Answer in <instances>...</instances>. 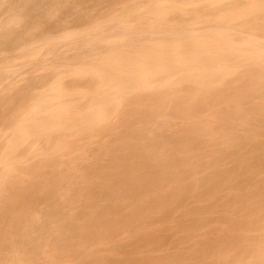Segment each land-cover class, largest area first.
I'll list each match as a JSON object with an SVG mask.
<instances>
[{
	"label": "bare ground",
	"instance_id": "6f19581e",
	"mask_svg": "<svg viewBox=\"0 0 264 264\" xmlns=\"http://www.w3.org/2000/svg\"><path fill=\"white\" fill-rule=\"evenodd\" d=\"M6 1L9 0H0V12L8 3ZM12 1L10 0V2ZM117 1L118 3H116ZM133 1L94 0L92 3L95 6L99 4L100 7L101 4L105 5L104 9L106 4L103 3L115 2L117 6L120 5L119 10L116 4L115 8L114 5L113 8L112 5L109 6L110 9L117 10L112 11L113 13L110 10L111 14L107 12L109 14L106 18L108 22L105 21L106 24L103 22L105 25L100 27L102 28L100 32L105 34L108 31L110 33L111 31H113L112 33L123 31L128 34L130 39L132 38L131 43L139 45L141 50L138 46L136 48L138 51H136L134 46L126 43L125 46L132 47V53L128 51V54L124 50H129L130 47L123 50L118 49L120 47L119 38L112 40L109 36L111 40L109 41L107 36L108 39L105 38L106 40L99 44L102 46L107 40L108 43L113 41L112 49L110 50L109 46L110 48L105 51L106 47L104 46V51H100V53H104V57L100 55L102 58L98 57L99 59L93 53L95 62H97L95 65L93 63L90 65V62L94 60L89 59L90 62L83 61L85 66L81 67L82 69L77 67L78 70H82L77 74L73 73L75 77L79 75L76 77L78 80L79 78L84 79L82 81L85 82L88 75L91 77L88 78L90 81L85 82L90 83V89H85V92H89L84 94L85 97L89 101L96 98L100 102L99 110L94 107L96 112L91 113L92 115L88 113L89 120L84 116L87 119L84 120L85 123L83 115L87 116V114L82 112L87 108H84L82 103L79 104L81 100L79 102L73 98L77 92L73 91L75 95L72 91L69 93L68 89L70 88H68L67 93H63L66 89L62 90L64 87L60 88L59 86L57 89H61L62 92L54 89L51 91H56V94L61 92L64 95L56 96L49 90L51 87L47 83L50 84V81H46V77L42 74L39 75L40 77H36V81L42 75L45 78L38 79V81L42 80V84L39 81L40 85H45L43 83L45 81L47 82L45 86L48 85L49 88L44 86L46 89L43 92L39 93V91L38 96L35 94L34 97L37 99L29 98L36 90H40L37 89L38 86L41 87L38 82H34L35 78L31 79L33 86L26 83L28 86L24 91L28 87H32L33 90L35 85L37 87L33 93H31L33 91L31 88V92L28 89L29 97L26 95L27 93L25 95L19 93L17 95L20 96H16L17 92L14 94V91L15 96L11 95L12 99L9 95L12 93L9 91L11 89L8 88L6 90L9 91L8 96L10 97L5 99L2 96L5 92L0 89L2 92L0 93L2 96L0 97V172L4 170L0 174V264H73L70 262L71 260H75L76 264H140L142 261L141 264H264V105L255 101V99L264 100V49L254 48L256 51H253L251 48L255 47V43H261L260 40L264 37V32H261L264 31V23H257L258 20H264V4H261L262 1L264 3V0H256V3L251 0L254 4L248 0L254 6H251L247 0H237L236 4L244 2L243 4L239 3V9L241 6H246V10L245 8H243L244 11L242 8L240 9L242 12L240 10L234 12L235 8L238 9L234 0L230 4H226L225 7L220 4L216 9L211 8L209 4L205 6L204 2V6L198 5L201 9L208 10L204 19L208 26H213V28L211 27L212 31L214 28L217 29L219 22L221 23L219 25L224 23L222 26H227V29L228 26L231 28V24L235 22L231 32H226L227 30L224 32V35L230 34V36L227 35L229 38L223 36V31H219V33L210 36L213 38L205 35L203 39L207 37L206 42H202L201 37L199 40L197 38L199 35L188 33L197 25V29L201 28L202 31H207V28H210V26L203 27L207 26L204 25V20L198 21L203 17L200 15L201 13L199 14L200 17L202 16L201 18L193 13L198 11L199 7H194L191 12L190 8V10L186 7L183 8L182 0H179L180 3L182 2V7L174 5L176 3L172 4L170 1L168 2L169 6H162V8L159 6L161 4L159 2H163V0H138L134 2L137 4L140 2V5L141 2L142 4L147 2V8L134 12L133 9L140 10L141 6L139 5L137 8V4L134 6ZM187 1L190 4L202 2V0ZM257 1H260V4ZM10 2L9 8L6 7L7 10H4L6 12L2 13L3 15L0 17V51L1 48H7L5 49L7 52H9L8 49L17 48L16 50L21 51L19 52L21 53L20 57L16 54L17 58L25 59L15 63L19 59L14 62V58L9 57L10 61L14 62L9 63V58L3 57L7 60L8 65L3 61V64H0V80H7L6 82L17 76L19 71L21 73L24 66L26 70L27 65H33L32 62L35 60H41H37L38 57L34 51L38 48L37 44L43 43L48 52H52V54L55 52L54 55L57 52L60 54L62 50L59 51L60 48H57V45H67L74 41L77 43V40L85 39V37L92 39L93 35H97V30L92 28L96 25L90 26L89 23L95 18H100L99 21L105 19L106 14L102 17L100 14L104 12L96 11L100 14L95 18L92 14V18L90 17L92 20L88 17L90 11L89 14H86L88 16L85 21L87 22L89 19L88 25L90 29L92 28L93 34L90 29L84 30L85 22L81 21L84 16L79 14L83 10V4L78 8V3L75 4L71 0H14L12 3ZM71 2L74 7L78 6L75 8L76 12L73 11V6V9L69 7ZM132 2L133 5H131ZM175 2L177 1L175 0ZM180 3L177 2L179 5ZM232 3L234 9L233 5L231 6ZM164 5L166 4L164 3ZM208 5L211 9L208 8ZM229 5L233 11L228 8L231 13L223 12ZM248 5L251 8L247 7ZM98 7L97 5V9L101 10ZM90 8L87 7V10H84L88 11ZM117 11L119 14H116ZM132 11L140 13L133 16L139 23L138 25L136 22L130 21L131 18L133 20V17L129 18L133 15ZM83 12L85 15V11ZM189 12L197 16H194L196 19L198 18L194 22H199V24L192 22L195 19L193 17V19L190 18L191 21H182L187 24L191 22L190 26L180 25L179 15H181L180 17L186 16ZM60 13H65L66 16L70 13L75 15L70 14L65 17L63 14L59 16V20L57 14ZM153 13L155 16L150 15ZM203 13L205 14V12ZM223 13H226L225 16ZM76 14L82 18L79 19ZM170 15L176 16L175 18L172 16L174 19L178 17L179 20H176L179 23L175 24L176 21L170 18ZM52 16H56L55 20L57 19L58 23L67 18L65 19L67 21H62L63 25L67 23L66 28L64 27V31L60 30V35H57V37H62L60 40L55 39L56 33L52 34V31L49 33L50 29L47 31L44 29V24L51 25L49 18ZM70 16L72 18H69ZM156 16L158 19L155 18ZM113 17L114 19H112ZM150 17L157 19V22L154 19L156 23H151ZM240 18L243 19L244 24L248 21L247 18L249 21L253 19L248 27H244V24L242 26L240 23L242 22L239 20ZM48 19L49 22H47ZM69 19L83 25V27L79 25L84 30H82V34L81 31L78 33L79 31L75 28L76 34L66 33L61 36V33L66 32L65 29L69 28L68 23L71 24ZM109 19L112 20L109 21ZM170 19L175 21L174 24L169 23L172 21ZM143 20L146 23L145 26L142 25V27L127 33L126 28L133 27L128 23L141 26ZM99 21H97V27L101 26L102 21ZM147 21L153 24H150L152 28H156V36H153L155 30L149 28V23L148 27ZM209 22L211 24H208ZM213 22L218 23L212 24ZM255 22L262 29H260L261 31ZM93 24L91 22V25ZM192 24L196 26L192 27ZM54 25L52 27L55 29ZM255 25L257 28L251 31L259 32H255L249 40L256 35L257 38L252 41L255 42L256 39L259 41L252 45L253 42L243 39L250 37L253 33L250 34L249 29L246 28H250V26L253 28ZM60 26L58 25L59 29H61ZM85 26L87 27V23ZM234 26L239 27L235 32L240 31V28L245 29L239 33L244 30L249 32L250 35L246 36L242 33L245 37L239 33L238 36L245 43L249 42V46L244 42L245 46H243L245 50H248V47L251 48L252 52L246 51L247 53H245L243 49L239 51L236 48L240 43L238 42L239 37H236L237 33L232 34ZM225 27L219 26L218 29H226ZM203 28L207 30H203ZM195 29L192 31L196 32L197 29ZM141 31L145 34L141 33L140 35H146L147 39L143 38L142 40V37L139 36ZM47 33L52 35V38ZM260 33L261 38L258 36ZM99 34L98 37L100 36L99 39L102 40L103 37L101 38V34ZM53 36L55 37L53 38ZM201 36L203 37V35ZM232 36L234 39L230 41ZM155 37H159L157 41ZM223 37L229 40L225 41ZM99 39L96 40L99 42ZM179 39L181 40L179 41ZM146 40H149L148 43ZM222 40L224 43L221 42ZM262 40L264 41L263 38ZM83 41L81 40V51H83ZM154 41L156 42L154 43ZM235 41L238 42V45ZM92 42V40L88 41L91 44ZM96 42L93 44L98 45ZM117 42L118 48L116 47ZM263 43L260 47L264 48ZM87 44L85 42V45ZM143 44L148 46L150 44L151 47L146 45L145 47ZM259 45L261 44L256 46ZM122 46L120 48H123ZM241 46L242 43L239 48ZM16 50L9 53L13 54ZM109 50L110 52H108ZM112 50L115 51L113 53L115 56L108 55L113 52ZM117 50L119 54H124L116 57ZM98 51L97 54H99ZM105 52H108L107 55L110 56L107 59ZM3 53H5L4 50L1 54ZM83 53H80V58L86 56ZM86 54L88 55V53ZM8 55L6 53L7 57ZM66 55L63 59L67 61L64 63H68V66L65 65L67 67L72 65L75 68L76 65H73V61L74 64L79 63V61H75L80 60L79 55H76L77 59L74 54L73 56ZM90 56L87 57L90 58ZM46 59L41 60L43 61L42 68L50 65L49 60ZM83 59L81 58V60ZM46 61L49 62L48 65H46ZM236 64L243 65V72L241 71L240 75L238 72L242 68L235 69ZM37 65L39 64L37 63ZM80 65H83L82 61ZM66 66L62 68H66ZM41 67L39 65L38 69ZM46 69H51L53 72L52 68L47 67ZM115 70L123 72L118 74ZM234 70L238 71H236L237 79L225 82L226 76L234 73ZM63 73L61 72V76ZM45 75L47 74L45 73ZM56 75L59 76V74ZM80 75H85V78ZM14 80L15 86L17 80ZM74 81L76 80H73L72 86L75 85ZM24 82L22 81V83ZM2 83L4 84V81ZM76 84H79V81ZM62 85L63 83H61ZM81 92H84V89ZM94 96L96 97L94 98ZM85 97L84 100H86ZM28 99H31L30 104L27 103ZM77 101L80 106L76 105ZM94 102L95 106H98L99 102ZM114 108V112L117 109L121 110L120 115L118 114L119 116L114 119L118 121L113 120V115V118L111 117ZM55 118L58 119L57 122ZM86 121L88 122L86 123ZM8 124L11 130L10 133L8 132L9 136L6 137L9 130L5 126ZM116 129H122L123 133L119 130L121 133L115 135L114 130ZM76 130L80 133L81 139L84 136L85 141L87 140L86 144L91 141L96 143L92 147L96 145L97 147L92 148L88 145L87 148L85 145L87 148L85 150V147L83 149L84 145L82 146L85 141L81 143L79 139L78 146L75 143L71 144L72 146L76 145L74 152V150L72 151L74 148L70 149L71 146L69 148L64 146L65 140L61 145H63V149L65 147V150H70L63 153V150H60L62 149V147L60 148L61 140L64 137L65 139L71 137V133ZM74 138L76 137L74 136ZM95 140L97 141L95 142ZM35 146L36 148L40 146L42 150L33 149ZM88 149L89 151H87ZM76 151L79 153L75 155ZM73 153L74 155L69 159L68 155ZM28 154L38 157H34L35 160L30 158L32 156L28 157L33 162L25 161L24 157L21 160L22 155ZM5 166L10 167H6L8 172H6ZM1 177L5 178L1 180ZM3 180L6 181L3 182ZM176 213L180 216L179 220L175 218ZM121 236L128 238L127 240L131 239L133 242L130 243ZM122 238L125 239L124 243H130L133 247L130 244V246L128 244L126 246L122 242L124 240H120ZM143 250H147V252L150 250L154 257L150 254L152 258H147L149 253L145 255L147 252ZM155 253L159 254L155 255ZM143 255L146 258L141 257ZM136 258L137 260H135ZM231 258H234L235 261L233 259V262H230Z\"/></svg>",
	"mask_w": 264,
	"mask_h": 264
},
{
	"label": "rangeland",
	"instance_id": "374dc122",
	"mask_svg": "<svg viewBox=\"0 0 264 264\" xmlns=\"http://www.w3.org/2000/svg\"><path fill=\"white\" fill-rule=\"evenodd\" d=\"M11 1H12V0H11ZM13 1H14V0H13ZM13 1H12V2H13ZM71 1H72L73 3L75 2V4L78 3L77 5H79V7H78L77 5H75V7H74V4H73L72 2L69 3V4L71 5V6H69V7L72 8V6H73L74 9H73V8H72V9H73V11L75 10V12H76V9H75L76 7L80 8V6H82V4H83L84 7H85V6H86V3L88 2V3H87V6H86L85 8L82 6V9H83V10H81L82 12L79 13L82 17L84 16V17H83L84 19H83L82 17H78L79 14H76V17H78L79 19L82 18L81 21H82L83 23H84V22L87 23V27H89V25H88V21H89V19H88L87 22H86L85 20L87 19V16H88V15H86V14H89V11H90V16H88L89 18H90V17L92 18V16H91L92 14H93V17H94V18H95V16L98 17L100 13H99V12H96V11L104 12V13L100 14V16H102V17H104V14H105V13L107 14V16H106V14H105V19H101V20H100V21H102V22H101V26H99V27H97V25H98V24H97V23H98L97 21H99L100 18H99V19H98V18H97V19L95 18L97 21H96L95 19L92 20V19L90 18V20H92V21H91L92 24H93V23H94V24L91 25V22H90L89 24H90V26H94V25H96V26H94V27H92V28H93V30L95 29V31L97 30L96 33H98V34H99V33L101 34L100 29H102V28H100V27H102L103 25L106 24L105 21L108 22V20L106 19V18L108 17V15L111 14L112 11H116V10H117V9L112 10L113 5H114V8H115V4L118 3V1H117L116 3H115V2H114V3H110V2H109V3H103V4H106V7H109V6L112 5V8L110 9V7H109V8H108L109 10H108L106 7H105V9H104V6H105V5L103 6V5L101 4V7H100L99 4H96V6H95V4H92V3H94V0H93V2H92V0H88V1H87V0H82V2H80V0H79V2H78V0H77V2H76V0H75V1H74V0H71ZM83 1H84V2H83ZM86 1H87V2H86ZM119 1H120V0H119ZM134 1H138V0H134ZM134 1H133V2H134ZM139 1H140V0H139ZM141 1H143V0H141ZM166 1H167V0H166ZM166 1L164 2V0H163V2H164L166 5H164L163 2H159V3L163 4V5L159 4V6H161V8H162V6H163V7H165V6H167V5L169 6L170 3H168V2L171 1L172 4L176 3V4H174V5H178L179 7L183 4V6H184L183 8H185V7L188 8V9L190 8V9L192 10L191 12H193L194 7H195V8H198V7H199L198 5H201L200 7H202V6H204V3H205V6H207V4H209L211 8L214 7V8L216 9V8H218V5L220 6V4H221L222 6L225 7L226 4H230L231 1H233V0H202V2L199 1L198 3L192 1V2H193L192 4L188 3L187 0H185V1L182 0L185 4H190V5H188V6H186V5H185L184 3H182V2H181V3H182V4H181L179 0H176V1H177L178 3H180V5L177 4V2H175V0H173V2H172V0H168L167 2H166ZM190 1H191V0H189V2H190ZM236 1H237V0H234L233 2L235 3ZM242 1H246V0H242ZM247 1H248V0H247ZM249 1H251V0H249ZM249 1H248V2H249ZM7 2H8V3H7ZM9 2H10V0H9V1H6L7 4H6L5 7L3 8V10L1 9L2 11L0 12V13H1V14H0V17L6 12V11L4 12V10H7V8H9V7H8V6H9ZM12 2H10V3H12ZM85 2H86V3H85ZM133 2H132L131 5H133ZM203 2H204V3H203ZM208 2H209V3H208ZM251 2H253V1H251ZM251 2H249V4H250ZM254 2L256 3V0H254ZM254 2H253V4H254ZM257 2L259 3L260 1H257ZM80 3H81V4H80ZM139 3H140V2H138V4H137L136 2H134V6H135V4H137L136 6H137V8H139V7H138V6L140 5ZM144 3H145V4H142V2H141L140 10H138V9H137V10H136V9L134 10V9H133V11H134V12H136V11L138 12V11H142L143 9L147 8V7H146V6H147V4H146L147 2H144ZM196 3H197V4H196ZM223 3H224V4H223ZM239 3H240V4H243L244 2H243V3H242V2H239ZM239 3H238V2H237V4L235 3L236 6L238 5V6H237L238 9H236V8L234 9V5H233V3L231 4V6L233 5L232 8L234 9V12H235V11H239L241 8H242L243 11H244L243 8H245V10H246V6H245V7H242V6H241V8L239 9V7H240V6H239ZM258 3H257V4H258ZM129 4H130V3H129ZM172 4H171V5H172ZM193 4H194V5H193ZM253 4L251 3L250 5H251V6H254ZM259 4H260V3H259ZM261 4H264L263 1H262ZM97 5L99 6L98 8H100L101 10L97 9ZM123 5H124V4H123ZM155 5H156L157 8H159L157 4H155ZM195 5H197V6H195ZM209 5H208V8H210ZM244 5H245V4H244ZM116 6H117V4H116ZM119 6H120V5H119ZM119 6H117V8H118ZM125 6H126V4H125ZM127 6H128V5H127ZM134 6H133V7H134ZM191 6H192L193 8H192ZM216 6H217V7H216ZM227 6H228V5H227ZM231 6L229 5V7H227V9L230 8ZM236 6H235V7H236ZM251 6L248 5L247 7L251 8ZM258 6H260V5H258ZM258 6H257V7H258ZM6 7H7V8H6ZM87 7H88V9L91 7V8H93V10H91V8H90V10L86 11V10H87ZM102 7H103V10H102ZM122 7H123V6H122ZM133 7H131V8H133ZM181 7H182V6H181ZM200 7H199V8H200ZM120 8H121V6H120ZM203 8H204V7H203ZM211 8H210V9H211ZM232 8H230V9L233 11ZM249 8H247V9H249ZM253 8L255 9L256 7H253ZM253 8H252V9H253ZM69 9H70V8H69ZM84 9H86V10H84ZM95 9H96V10H95ZM188 9H187V10H188ZM190 9H189V10H190ZM200 9H201V8H200ZM200 9H199L198 11L195 9L196 11H194L193 13H194V14L196 13L195 15H197V16H199V17H200V15H203V17L201 16L202 18L200 17V18H201L200 20H199L198 18H197V19H198V21H201V22L204 20L205 24H204V22H203V24H204V25H207V23H206L207 21H205V19H204L206 16H204V15H206V13H207L208 10L205 11V10H203V9H201V10H200ZM227 9H226L225 11H223V12H226V11H227V12H230V11H231L230 9H228L229 11H228ZM254 9H253V10H254ZM70 10H71V9H70ZM94 10H95V11H94ZM110 10H111V12H110ZM118 10H119V8H118ZM242 10H240V11L242 12ZM83 11H85V15H84V12H83ZM105 11H106V12H105ZM133 11H132L133 15L130 16L129 18L133 17L134 14H135V15L140 14V13H134ZM201 11H202V12H201ZM251 11H252V10H251ZM71 12H72V11H71ZM77 12H78V11H77ZM107 12H108L109 14H108ZM117 12H118V13H116V12H115V13H116V14H119V11H117ZM191 12H189L188 14H186V16L183 15L184 17H183V16L180 17L181 15H179L180 23H179V21H178V20H179L178 17L176 18V19H178V20L174 19L176 16H173V15H172V16L174 17V18H173V17L170 15L169 17L176 21L175 24L179 23L180 25L185 24V25H189V26H190L191 22H188V24H187V22L182 23V21H188V20L191 21V19H193V17L195 16V15L192 14ZM197 12H198V14H197ZM203 12H205V14H204ZM241 12H237V13L239 14V13H241ZM2 13H3V14H2ZM73 13H74V12H73ZM73 13H70V14L75 15V14H73ZM95 13H96V14H95ZM97 13H98V15H97ZM112 13H113V12H112ZM200 13H201V14H200ZM230 13H231V12H230ZM63 14L65 15V17H67V16L70 15V14H67V16H66L65 13H63ZM63 14H61V13H60V14H57V15H58L57 19L60 20L59 16H60V15L62 16ZM94 14H95V15H94ZM191 14H192V15H191ZM199 14H200V15H199ZM225 14H226V13H225ZM225 14L223 13V16H225ZM57 15H56V16H57ZM77 15H78V16H77ZM150 15L155 16L154 13H153V14H150ZM150 15H149V16H150ZM56 16H52V17H51V18L54 17V18H53L54 20H53V19L51 20V18H49V19H50V22H49V19H48L47 22H49L51 25H49V24H47V25L44 24V25H43V23H44L45 21H44L43 23H41V25L44 26V29H46L45 31H47V30L50 29V30H49V33H50L51 31L53 32V33L51 32L52 34H55V33H56V34H55L56 37L53 36V38L55 37L56 40H57V38L60 40V38H62V37H60V36L57 37V35H60V32H61L60 30L64 31V27H65V25H67V23H66V24L64 23L65 25H63V22H64L63 20H65V19H67V18H64L63 20L61 19L63 22H62V21H61V22L59 21V23H58V22H57L58 20H57V19L55 20ZM85 16H86V18H85ZM112 16H115V15L112 14ZM112 16H109V17H112ZM197 16H195V17H197ZM74 17H75V16H74ZM102 17H101V18H102ZM195 17H194V18H195ZM210 17H211V16L209 15V18H210ZM252 17H253V16H252ZM69 18H72V17L70 16ZM150 18H151V17H150ZM155 18L158 19L157 16H156ZM155 18H154V17L151 18V23L155 22V21H154ZM183 18H185V19L183 20ZM190 18H191V19H190ZM222 18H223V17H222ZM250 18H251V17H250ZM255 18H256V17H255ZM255 18H254V19H255ZM263 18H264V17H263ZM73 19H74V18H73ZM73 19H72V21H73ZM75 19H76V18H75ZM75 19H74V20H75ZM112 19H114V17H113ZM112 19H111V20H112ZM135 19H136V18L133 17V20H132V18H131L130 21H132V22H136L137 20H135ZM157 19H155L156 22H157ZM172 19H170V21H171ZM181 19H182V20H181ZM186 19H187V20H186ZM197 19H196V18L193 19L192 22H194V20L196 21ZM252 19H253V18H252ZM252 19H251V21H252ZM257 19H258V18H257ZM111 20L109 19V21H111ZM134 20H135V21H134ZM149 20H150V19H149ZM149 20H148V21H149ZM173 20H172L171 22H169V21H168V22H169L170 24H171V23L174 24L175 21H173ZM206 20H207V19H206ZM239 20L242 21V22H240ZM239 20H238V21H239L240 23H242V26H243V24H244L245 22L243 23V19L241 20V18H240ZM247 20H248V21H247ZM247 20H246V21L249 22V23L246 22V24H248V25L244 24V27H248V26L250 25V22H251V21H249V18H247ZM65 21H67V20H65ZM68 21H71V19H69ZM72 21H71V24L68 23L69 28L65 29L66 32L61 33V36L64 35V34H66V33H69V34H76L77 31H79L78 33H80V31H81V34L83 33V32H82V30H83V29H82L83 25H80L79 20L77 19V21H78L79 24H77L76 21H73V23H72ZM93 21H95V22H93ZM100 21H99V22H100ZM145 21H146V20H145ZM148 21H147V25H148V23H149V25H150L151 23L148 22ZM177 21H178V22H177ZM254 21H256V20H254ZM254 21H253V22H254ZM47 22H46V23H47ZM52 22H53V23H52ZM74 22L77 24V26H76V24H75ZM82 22H81V23H82ZM103 22H104L105 24H103ZM156 22H155V23H156ZM258 22H263V23H264V20H263V21L258 20L257 23H258ZM57 23H58V24H57ZM61 23H62V24H61ZM83 23H82V24H83ZM85 23H84V30L90 29V27L87 28V27L85 26ZM136 23H137V22H136ZM155 23H154V24H155ZM189 23H190V24H189ZM194 23H195V24H197V23L199 24V22H194ZM216 23H218V22H216ZM216 23L213 22L212 24H216ZM234 23H235V22H234ZM234 23L231 24V28H229V26H228V29H227V26H226V27H225V26H222L224 23H223L222 25H219V24H221V23L219 22L218 27H219V26H220L221 28H222V27H223V28L225 27L226 29H221V28L218 29V27H217V29L214 28L215 30L213 29V31L211 30V29L213 28V26H211V25H209L210 28H207V27H209L208 25H207V26H203V25H202L203 27H206L208 30L205 29V28H203V30H207V31H202V29L200 28L201 31H199L200 29H199V28H198L199 30L197 29L198 25H197V27H195L196 25H195V24H194V25L192 24V25H193L192 27H195L197 30L194 28V29L196 30V32H195V31H192V30H194V29L191 27L192 29H191L188 33H191V35H192V34H193V35H195V34H196V35H199V37L197 36V38H198L199 40L203 39L205 35H206L207 37H208V36L210 37V36L215 35L216 33H219V31H221V32L223 31V32H222L223 36H227L228 34H225V35H224V32H225L226 30H227L226 32H231L232 25H233ZM236 23H237V22H236ZM255 23H256V22H255ZM257 23H256V25H257ZM263 23H262V24H263ZM54 24H55V25H54ZM60 24L62 25L63 29H62V27L60 26ZM69 24H70L71 26H70ZM72 24H73V26H72ZM128 24H129V25H132L133 27L131 28V26H130V29H129V27H128L129 25H128ZM128 24H127V25H128V26H127L128 28H126V30H127V33H130V31H133V30H135V29H138V28L142 27V25L145 26L144 24H146V23H145L144 20H143V23H141V26H137L139 23H137V25L134 24V23L131 24V22L128 23ZM133 24H134V25H133ZM200 24H201V23H200ZM208 24H211V23L209 22ZM238 24H239V23H238ZM253 24H254V23H253ZM253 24H252V25H253ZM52 25L56 26L55 29L52 27ZM58 25L60 26L61 29L58 28ZM79 25L82 26V27H79ZM99 25H100V23H99ZM135 25H136L137 28L134 27ZM149 25H148V27H149ZM151 25H153V24H151ZM151 25H150L149 28L155 30V32H153V36H156V28H154V27L152 28ZM239 25H240V24H239ZM245 25H246V26H245ZM256 25H255V27H253V28L250 26L251 29H250V28H246L247 30L249 29L248 31L250 32V34L253 32L251 35L249 34V32H247V31H245V30H244V31L247 32V33H245L244 31H242V33L245 34V36H246L247 34L250 35V37H249V36L247 37L248 39H247L245 36H243L242 33H239L241 30H243V29H245V28H240V29H241L240 31L235 32V31H237V30L239 29V27H236L237 24H236V26H234V27L237 28V29L235 30V28H233L234 31L232 30V34H233V33H237V36H236V37H239V41H238V42H239L240 44L242 43V46H241V47H243V48H241V47L239 48L240 44L238 45V44H237L238 42L236 43V41H235L236 45H238V47L236 46V48H237L239 51H240V50L242 51V49H243V50L245 51V53H247V52L250 53V52H252L251 48L253 49V51H254V50L256 51V49H257V50H260V49L263 50V49H264L263 47H260V46H262V42H264V41L262 40V38L264 39V37H262V38L260 37V36H261V33H260V35H258V36L261 38V40H262V41L260 40L261 43H259V42L255 43L256 41H259V40H257V39L255 40V42L252 41V39L254 40V38H257L256 35H254V37H253L251 40H249V39L251 38V36H253V34H254L255 32H259V31L262 30V29H261L260 27H258V25H257L259 31H257V30H255V32H254V31H251V30H254V28H255V29L257 28ZM259 25H261V24H259ZM45 26H46V27L48 26V27L46 28ZM49 26H50V27H49ZM242 26H240V27H242ZM253 26H254V25H253ZM41 27H42V26H41ZM96 27H97V28H96ZM200 27H201V26H200ZM211 27H212V28H211ZM57 28H58V29H57ZM65 28H66V27H65ZM75 28H77V31L75 30ZM79 28H81V29H79ZM92 28H91L90 30L93 32ZM52 29H54V30H52ZM56 29L59 31V33H57L58 31H57ZM68 29H69V30H74V31H69ZM131 29H132V30H131ZM209 29H210V30H209ZM260 29H261V30H260ZM42 30H43V27H42ZM55 30H56V31H55ZM67 30H68V31H67ZM84 30H83V31H84ZM154 30H152V31H154ZM229 30H230V31H229ZM263 30H264V29H263ZM43 31H44V30H43ZM88 31H89V30H88ZM98 31H99V32H98ZM128 31H129V32H128ZM197 31H199V32H197ZM214 31H215V32H214ZM71 32H72V33H71ZM108 32H109V34H108ZM108 32H107V33L105 32V34H103V33H104V32H103V33H102L103 35L101 34V38L103 37L102 40L99 39L100 36L98 37V34H97V35H96V34L93 35L94 37H93L92 39H91L90 37H85V36H84L85 39H81V40H82V41L84 40V41L86 42V44L88 43V41L91 42V40L93 41L92 44L95 43V42L97 41L96 39H99L100 41H99V42H98V41L96 42V43L99 45V47H98V45H96V44H93V45H92L91 43H88L87 45H85V42L83 41V43H84V44H83V47H82V50H83V51H81V48H80V47H81L80 45L82 44L81 40H77V43L80 42V44H77V43L74 41V42H69L70 44L67 43V45H66V44H60V46L57 45V48H58V47L60 48L59 51L62 50V52H60V54L57 52L55 55H54L55 52H53V54H52V52H48V51H47V47H44V44H43V43H42V44H43V47H41V45H42L41 43H40L41 45H38V44H37L36 46H38V48H37V47H36V48H37L38 50H37V49H36L37 51L34 50V51L36 52V53H35L36 56L38 57L37 60H39V59H41V60L46 59L47 56H48V58H47L46 60H49L50 63L46 61L47 64H46V62H44V64L48 65V63H49L50 65H48V66H45V65H44V66H45L46 68H47V67L52 68L54 73L52 72L51 69H46L45 67H43V68L41 67L43 61H41V60L36 61V60H35L36 62H35V61H34V62H35L36 64H35L34 62H32L33 65H31V64H30V65H27L28 68H27L26 70H27L28 72L25 70L26 67L24 66V68H22L23 71H22L21 73H19V72H20V71H19V72L16 74L17 76H14L12 80L9 79V80H11L10 83H8L9 80H8V82H6L7 80H6V81H5V80H0L1 83H2V81H4V84H5V85L8 84L7 86H5L3 83H2L3 85L0 83V84H1V85H0V89H1V91L4 90L5 93L7 92V93H6V94H7V97H5L6 94H5L4 92H3V93H4L5 96L2 95V94H1V95L6 99V98L10 97L11 95H12V96H15L14 94L17 92V93H16V96H20V95H17V94H19V93H20V94H23V93H24V95L27 93L26 95L29 97L28 94L31 92V90H33L32 87H30L31 90H30V88L28 87V89L30 90V92H29L28 89H26V91H24V90H25V88H27L28 85L33 86V84H31V83H32V80H31V79H34V78H35V81H34V82H35V83L38 82V85H40L39 81H40L41 84H42V80H39V81H38V79H41V78L43 77L42 75H44V76L46 77V81H50V84L47 83V82H45V81H44L43 83H45V85H46V83H47L48 85H50L49 87H51V88H49L48 85H47V86H45V85H43V86L40 85L41 87H39V86L37 85V86H38V88H37V87H35V86H36V85H35V86L33 87L34 90H33L31 93H33V92L36 90V88H37V89H40V90H36L37 92L35 91L36 93L34 92L33 94H31V95H30L31 97H29V98H32V97H33L32 100H34V98H36V97H34L35 94H37L39 91H40L39 93H41V91L43 92V91L46 89V88L44 89V86H45V87H48L49 90H50V92H52V91H51L52 89H54V90H56V91L58 90V92H59V90H61V89H57V87L59 88V86H60V88L64 87V88H62V90H65V89H66L65 91H63V93H64V92L67 93V89L70 88V89H68V90H70L69 93H71V91L73 92V91L75 90L74 92H77V93H75V94L78 95V96H76V95L74 94V92H73V94L75 95V96H73V98H75L76 100H79V102H80V100H81V102H80L79 104L82 103L83 107H84V108H87V110H84V111L81 110V111H83L82 113L85 112L84 114H87V116H86V115H83V117L85 116L86 118H88L89 114H90V115L94 114V113H93V112L95 111L94 109L99 110L100 102H99V99H98V101H97V99L95 98L96 96H94L95 100H93V99H92L93 97H92L91 100H93V101H89V99L87 100V97H85L86 95H84V94H86V93H89V92H85V91H86L85 89H87V88H88V90L90 89V83H89V82L85 83V82L88 80V78H89L90 76L88 75V77L86 78V80H85V82H84V81H82V80H84V79H80V78H79V80H78L76 77H79V75H76V77H75V74H77V73H79V72L82 71V70L80 71V69H82V68L85 66V65H84V62H86V61L90 62L89 59H92L91 61L94 60L93 62H90V63H91L90 65H93V64L95 65V64L97 63V62H95L96 59L94 58L96 55H97L96 58H98V57L102 58L100 55H103V57H104V53H103V52L100 53V51H102V50L104 51L105 47H106V49H105V51H106L107 48H110V47H111V43H114L113 41H112L111 43H110V42L108 43V40L111 41V40H110V37H111L112 40H114V39H116V38H117V39L119 38L120 43H121V44L119 43V45H120V47L123 45V46H122L123 48H120L119 45H118V42H119V41H118V40H115V41H118V42H117V45H116L117 48L119 47L118 49H122V50H123V49H126V48L128 49L130 46H129V45L125 46L126 43H127V44H130L132 47L134 46L135 49L139 46V45H137V44H134V45H133V44L131 43V42H132V41H131L132 38L130 39V37L128 36V34H126V33L123 32V31H121V32L119 31V32H115V33H112L113 31H111V33H110V31H108ZM192 32H193V33H192ZM211 32H212V33H211ZM261 32H264V31H261ZM49 33H47V34H48V36L51 37L52 35H50ZM141 33H142V34H145V32L141 31V32L139 33V36L142 37V40H143V38H146V39H147V37H145L146 35H145V36L140 35ZM200 33H201V34H200ZM205 33H206V34H205ZM238 33L241 34L243 37H245V38L243 39L244 41H245V39L248 40V41H251V42H253V44L250 43V44H252V45H254V43H255V47H254V46H252V47L250 46L251 48L248 47V50H247V49L245 50V49H244V46H245L246 44L248 45L249 42L246 41L247 43H245L244 41H242V40L240 39V36H238ZM42 34H43V33H42ZM45 34H46V33H45ZM91 34H92V33H91ZM93 34H94V32H93ZM100 34H99V35H100ZM110 34H111V35H110ZM116 34H117L118 37L116 36ZM122 34H123V38H122ZM43 35H44V34H43ZM85 35H86V34H85ZM88 35H90V34H88ZM88 35H87V36H88ZM125 35H126V37H124ZM196 35H195V36H196ZM201 35H203V37H202ZM107 36H108L109 39L107 38ZM109 36H110V37H109ZM112 36H113V37H112ZM114 36H115V37H114ZM119 36H120V37H119ZM149 36H150V35H149ZM228 36H230V34H229ZM228 36H227V38H229ZM233 36H234V35H233ZM233 36H232V39H231V37H230V39H231L230 41H232V40L234 39ZM50 37H49V38H50ZM91 37H92V35H91ZM95 37H96V38H95ZM127 37H129V39H126ZM140 37H139V39H140ZM200 37H201V39H200ZM207 37H206V38H207ZM236 37H235V38H236ZM27 38H29V37H27ZM51 38H52V37H51ZM105 38H107L108 40H107L106 42H104V45L101 46L99 43L102 44V42H103L104 40H106ZM113 38H114V39H113ZM120 38H122V39H120ZM124 38H125V39H124ZM158 38H159V37H158ZM158 38L155 37L156 41H157ZM179 38H181V37H179ZM206 38H205V39H206ZM210 38H213V37H210ZM210 38H208V39H210ZM223 38H225V39H223V40H225V41L227 40L226 37H223ZM260 38H258V39H260ZM89 39H91V40H89ZM93 39H94V40H93ZM152 39H153V38H152ZM195 39H196V38H195ZM205 39H203L202 42H206ZM217 39H218V38H217ZM221 39H222V38H221ZM221 39H219V40H221ZM237 39H238V38H237ZM142 40H141V41H142ZM159 40H160V39H159ZM180 40H181V39H179V41H180ZM223 40H222L221 42H223ZM228 40H229V39H228ZM228 40H227V41H228ZM235 40H236V39H235ZM101 41H102V42H101ZM123 41H124V42H123ZM144 41H145V39H144ZM146 41H147V43H148L149 40H146ZM150 41H151V40H150ZM156 41H154V43H155ZM182 41H183V40H182ZM182 41H181V42H182ZM196 41H197V40H196ZM210 41H211V39H210ZM230 41H229V42H230ZM240 41H241V42H240ZM129 42H130V43H129ZM142 42H143V41H142ZM152 42H153V41H152ZM152 42H151V43H152ZM181 42H180V43H181ZM243 42H244L245 45L243 44ZM74 43H76V44L74 45ZM106 43H107V44H106ZM115 43H116V42H115ZM144 43H145V42H144ZM149 43H150V42H149ZM154 43H153V44H154ZM200 43H201V42H200ZM223 43H224V42H223ZM225 43H226V42H225ZM89 44H90V45H89ZM105 44H106V45H105ZM108 44H109V45H108ZM124 44H125V45H124ZM140 44H141V43H140ZM258 44H261V45L258 46V47H260L259 49H258V47L256 46V45H258ZM263 44H264V43H263ZM73 45H74V46H73ZM135 45H136V46H135ZM143 45H144V46L146 45L147 47H151L150 44H149V46H148L147 44H143ZM243 45H244V46H243ZM67 46H68V47H67ZM94 46H95V47H94ZM100 46L102 47L101 50H100V48H101ZM104 46H105V47H104ZM109 46H110V47H109ZM146 46H145V47H146ZM248 46H249V45H248ZM263 46H264V45H263ZM39 47H40V49H39ZM76 47H77V48H76ZM87 47H91V48H87ZM132 47H130L129 50H124V51H127L126 53H128V51H129L130 53H132V51H131V48H132ZM79 48H80V49H79ZM83 48H84V49H83ZM95 48L97 49V51H98V49H99V51H98L99 54L96 53L97 51H96ZM113 48H115V47H113ZM117 48H116V49H117ZM254 48H256V49H254ZM5 49H7V48H3V49L1 48L0 54L2 53L3 50L5 51V53H3V54L0 55V60H1L0 64H3L2 61L5 62V64H7V63H6V62H7L6 59L9 58V57H10V58H11V57L14 58V59H13L14 62H15L16 59H19V58H17L18 56H17L16 54H18L19 57H20L21 53H19V52H21V51L16 50L17 48H16V49L14 48V50H16L17 52L15 51L16 53L14 52L13 54H10L9 52H13L14 50H9V49H8L9 52H7V50H5ZM11 49H13V48H11ZM71 49H72V51H71ZM93 49H94L96 52H93V51H94ZM111 49H112V47L110 48V50H111ZM110 50H109L108 52H110ZM114 50H115V49H114ZM114 50H112L113 52L109 53L108 55L113 54V53L115 52ZM122 50H121V51H122ZM139 50H141V49H140V46H139ZM34 51H33V52H34ZM41 51H42V52H41ZM77 51H78V52H77ZM80 51H81V52H80ZM89 51H90V52H89ZM117 51H118V50H117ZM117 51H116V52H117ZM121 51H120V52H121ZM133 51H134V48H133ZM136 51H138V49H136ZM244 51H243V52H244ZM246 51H247V52H246ZM263 51H264V50H263ZM43 52H44V53H43ZM82 52H84L83 54L86 55L85 57H81V58H84L83 60H81V58H80V56H81L80 53H82ZM91 52H92V53H91ZM108 52H105V54H106L105 58H106V59L110 57V56L107 55ZM6 53H7V55L9 54L8 57L6 56ZM39 53H40V54H39ZM66 53H68L67 55H70V56H71V55L73 56V54H74V56H75L76 58H75V57H73V58H75V59H77V56H76V55H79L78 58H80V60L82 61V64H83V65H80V64H81V61L78 59V60H75V61H79V63L74 64V61H73V65H76L75 68H74V66H72V65H70V67H67V66H68V65H67L68 63H64V62H67V61L63 59V58L65 57ZM71 53H73V54H71ZM86 53H88V55H87ZM93 53H95V54H94L95 56L93 55ZM117 53H118V55H117ZM117 53H116V57L119 56V55H123V54H124V53L119 54V51H118ZM4 54H5V55H4ZM35 54H34V55H35ZM91 54H92L93 56H92ZM128 54H129V53H128ZM2 55H4V56H2ZM15 55H16V58H15ZM46 55H47V56H46ZM53 55H54V56H53ZM67 55H66V56H67ZM90 55H91V56H90ZM98 55H99V56H98ZM113 55H114V54H113ZM125 55H126V54H125ZM45 56H46V57H45ZM50 56H51V57H50ZM87 56H90V58L87 57ZM107 56H108V57H107ZM114 56H115V55H114ZM127 56H128V55H127ZM3 57L6 58V59H4ZM43 57H44V58H43ZM61 57H62V58H61ZM86 57L88 58V60H86V59H87ZM92 57H93V58H92ZM111 57H112V55H111ZM10 58L8 59V60H9V63H10V62H13V61H10ZM23 59H25V58H21V59H19V60H16L15 63H17V62H21ZM50 59H51V60H50ZM98 59H99V58H98ZM98 59H97V60H98ZM4 60H5V61H4ZM52 60H53V61H52ZM56 60H57V61H56ZM84 60H85V61H84ZM23 61H24V60H23ZM25 61H26V60H25ZM44 61H45V60H44ZM83 61H84V62H83ZM14 62H13V63H14ZM70 62H71V61H70ZM99 62H100V61H99ZM37 63L40 65L41 68L38 69L39 65H37ZM40 63H41V64H40ZM53 63H55V64H53ZM63 63H64V64H63ZM92 63H93V64H92ZM65 64H66L67 66H66ZM71 64H72V63H71ZM7 65H8V64H7ZM61 65H62V66H61ZM63 65L66 66V68H62V67H64ZM77 65H78V66H77ZM87 65H88V64H87ZM239 65H240V66H239ZM239 65L236 64V66H234V68L237 69V70H239V68H242V66H243L242 64H239ZM2 66H5V65H2ZM33 66H34V67H33ZM52 66H53V67H52ZM0 67H1V66H0ZM29 67H31L32 70H31V68H29ZM56 67H57V68H56ZM58 67H60V68H58ZM77 67L80 68V69L78 70ZM81 67H82V68H81ZM86 67H87V66H86ZM114 67H116V66H114ZM4 68H5V67H4ZM55 68H56V69H55ZM2 69H3V68H2ZM2 69H1V70H2ZM20 69H21V68H20ZM22 69H21V70H22ZM34 69H35V70H34ZM40 69H41V70H40ZM42 69H43V70H42ZM44 69H45V70H44ZM60 69H61V71H60ZM72 69H73V70H72ZM76 69H77V71H76ZM38 70H39V71H38ZM46 70H51V71H46ZM55 70H56L57 72H56ZM66 70H67V72H68V70H69V72L67 73ZM237 70H234V71L236 72ZM41 71H44V72H41ZM58 71H59L60 73H59ZM74 71H75V72H74ZM78 71H79V72H78ZM117 71H118V70H115V72L118 73V74H122V72H123V71H122V72H121V71H120V72H117ZM241 71L243 72V68L240 69L239 72L237 71V72L239 73V75L242 73ZM47 72H48V73H47ZM61 72H62V73L64 72V73L62 74V76H61ZM235 72L232 73V74L230 73L229 76L227 75L226 78H225V79H226L225 82H232L233 80L237 79L238 74H237V72H236V74H235ZM22 73H23V74H22ZM30 73H31V74H30ZM45 73H46L47 75H45ZM73 73H75V74H73ZM40 74H42V75H41V78H38L37 81H36V77H37V76L40 77V76H39ZM56 74H59V76L56 75ZM64 74H65V75H64ZM72 74H73V76H72ZM118 74H117V75H118ZM22 75H23V76H22ZM30 75H31V76H30ZM49 75H51V76H49ZM69 75H70V76H69ZM85 75H86V74H85ZM85 75H84V76L80 75V76H82L83 78H85ZM20 76H21V77H20ZM34 76H35V77H34ZM48 76H49L50 78H49ZM53 76H54V77H53ZM56 76H58V77H56ZM86 76H87V75H86ZM17 77H18V79H17ZM26 77H27V79H26ZM45 77H43V78H45ZM47 77H48V78H47ZM73 77H74V79H73ZM20 78H21V79H20ZM22 78H25V79L23 80ZM57 78H59V79L56 80ZM70 78H71V79H70ZM75 78H76V79H75ZM90 78H91V77H90ZM14 79L17 80L15 86H14V83H15V82H13ZM53 79H54V82H53ZM60 79H61V80H60ZM92 79H93V78H92ZM92 79H91V80H92ZM115 79H116V78H115ZM117 79H118V78H117ZM117 79H116V80H117ZM15 80H14V81H15ZM21 80H22V81H25V82L22 83ZM73 80H76V81H74V84H75L74 86H72V85H73ZM119 80H121V78H119ZM231 80H232V81H231ZM58 81L60 82V85H59V82H58ZM66 81H68V82H66ZM77 81H79V84H76ZM88 81H90V79H89ZM18 82H19V83H18ZM51 82H53V83H51ZM64 82H65L66 84H65ZM81 82H84V83H81ZM11 83H13V84H11ZM26 83H27L28 85H27ZM35 83H34V84H35ZM57 83H58V84H57ZM61 83H63L64 86H63V85L61 86ZM10 84H11V85H10ZM19 84H20L21 86H20ZM68 84H69V85H68ZM70 84H71V85H70ZM80 84H81V86H80ZM82 84H84V85L82 86ZM86 84H88L89 86L86 85ZM16 85H17V86H16ZM51 85H53L54 87L51 86ZM56 85H57V86H56ZM67 85H68V87H67ZM78 85H79V86H78ZM85 85L87 86L86 88H85ZM1 86H2V88H1ZM3 86H4V88H3ZM25 86H26V87H25ZM55 86H56V88H55ZM65 86H66V87H65ZM69 86H71V87H69ZM6 87H7V88H6ZM17 87H18V88H17ZM72 87H74V88L72 89ZM81 87H82V88H81ZM8 88L11 89V90H9V91L12 92V93L10 92V93H11V94H9L10 96H8L9 91L6 90V89H8ZM13 88H14V89H13ZM48 88H47V90H48ZM77 88H78V89H77ZM18 89H19V90H18ZM83 89H84V92H85V93H84V92H81V93H80V91H81V90L83 91ZM22 90H23V91H22ZM62 90H61V92H62ZM78 90H79V91H78ZM1 91H0V93H2ZM14 91H15V92H14ZM27 91H28L29 93H28ZM56 91H55V92L53 91V92L56 94ZM13 92H14V94H13ZM53 92H52V93H53ZM58 92H57V93H58ZM61 92L58 93V94H62ZM78 92H79V93H78ZM54 93H53V94H54ZM58 94H56V96H58ZM80 94H81V95H80ZM32 95H33V96H32ZM38 95H39V94H37V96H38ZM62 95H64V94H62ZM82 95H84V96H82ZM2 96H0V97H2ZM12 96H11V97H12ZM54 96H55V95H54ZM117 96H118V98H119V95H117ZM84 97H85V99H86L87 101L84 100ZM82 98H83V99H82ZM88 98H89V97H88ZM97 98H98V97H97ZM12 99H13V97H12ZM36 99H37V98H36ZM3 100H4V99H3ZM82 100H84V101H82ZM0 101H1V99H0ZM29 101L31 102V99H28V102H27V103H29ZM94 101L99 102V103H97L98 106L96 105L98 109L96 108V106H95V104H94V103H95ZM255 101L258 102V103H260V104H263V105H264V100H263V99H255ZM83 102H84L85 104H84ZM90 102H92V103L89 104ZM75 103H77L76 105L80 106V105L78 104V101L75 102ZM29 104H30V103H29ZM29 104H28V106H29ZM87 104H88V105H87ZM86 105H87V106H86ZM89 105H90V106H89ZM81 107H82V106H81ZM83 107H82V108H83ZM94 107H95V108H94ZM91 108H92L93 111L90 110ZM93 108H94V109H93ZM219 108H220V107H219ZM119 109H120V107H119ZM119 109H117L116 112H114L115 108L113 109V111H112V113H111V117H112V115H113V117H114V118L112 117L113 120L116 119V118L120 115L119 112H121V110H119ZM217 109H218V107H217ZM217 109H216V110H217ZM220 110H221V108H220ZM90 111H91V112H90ZM95 112H96V111H95ZM113 112H114V113H113ZM82 113H81V114H82ZM88 113H89V114H88ZM91 113H92V114H91ZM118 114H119V115H118ZM205 114H207V112H205ZM115 115H117V116H115ZM85 117H84V118H85ZM86 118L83 119V122H84V120H87ZM55 120H56V122L58 121V119H56V118H55ZM88 120H89V118H88ZM114 121H118V120H114ZM56 122H55V123H56ZM87 122H88V121H86V123H87ZM89 122H90V121H89ZM84 123H85V122H84ZM97 123H99V122L97 121ZM97 123H96V124H97ZM88 124H89V123H88ZM90 124H91V122H90ZM90 124H89V125H90ZM5 125H7V124L5 123ZM86 126H87V125H86ZM5 127H7V129L9 130V131H7V129L4 130L5 132L7 131V133H6V134H7L6 137H7V136H9V133H10L11 127L9 126V124H8V126H5ZM5 127H4V128H5ZM8 127H9V128H8ZM119 130H120V129H119ZM119 130H118V129L114 130L115 135H116V133H118V134L121 133L120 131H122V133H123V130H122V129H121L120 131H119ZM53 131H54V130H53ZM76 131H77V130H76ZM76 131H75V132H76ZM116 131H119V132H116ZM8 132H9V133H8ZM75 132H74V133H75ZM11 133H12V132H11ZM74 133H73V132L71 133V135H72L71 137H70V136H69V137L66 136V137H68V138H66V139H65V137H64V138L61 140L60 145H61L62 142H63L62 144H64V141L66 140L64 146H66V147L68 146L67 148H69V147L71 146L70 149H71V148H74V149H72V151L74 150V152H75V146L79 143L80 140H81V141H80L81 143H82L83 141H85V138H84V136H83L82 139H81V138H80L81 135H80V133H78V131H77V134H76V133L74 134ZM73 134H74V135H73ZM10 135H11V134H10ZM78 135H79V136H78ZM113 135H114V134H113ZM113 135H112V136H113ZM74 136H75L76 138H77V137H78V138L76 139V138H74ZM72 137H73V138H72ZM113 137H114V136H113ZM8 138H9V137H8ZM10 138H11V137H10ZM69 138H70V139H69ZM83 138H84V139H83ZM97 138H98V137H97ZM97 138H95V139H97ZM79 139H80V140H79ZM93 139H94V138H93ZM93 139H92V141H94ZM107 139H109V138H107ZM71 140H72V141H71ZM73 140H74V142H73ZM75 140H76L77 142H76ZM78 140H79V141H78ZM86 141H87V140H86ZM86 141L83 142V144H82V146L84 145V146H83V149H84L85 145H87V148H88V145H89V147H92L93 144H96V143H92L91 141H90V143H92L91 145H90L89 142H87V143H89V144H86ZM96 141H97V140H95V142H96ZM74 143H75L76 145H75V146H72V145H74ZM84 143H85V144H84ZM71 144H72V145H71ZM60 145H59V146H60ZM37 146H38V145H37ZM62 146H63V145H61L60 148H61ZM77 146H78V145H77ZM94 147H97V145L94 146ZM94 147H92V148H94ZM32 148H33V147H32ZM32 148H31V149H32ZM37 148H38V149H37ZM37 148H36V146H35L33 149H37V151H39L40 146L37 147ZM87 148L85 147V150H86ZM70 149H68V150H70ZM40 150H42V149H40ZM60 150H63V151H62L63 153H64V152L66 153V151H68V150H65V147H64V149H63V147H62V149H60ZM64 150H65V151H64ZM87 151H89V149H88ZM76 152H77V151H76ZM63 153H62V154H63ZM71 153H72V152H71ZM71 153H70V154H71ZM78 153H79V152L75 153V155L78 154ZM29 154H30V153H29ZM29 154H28V155H25V156L22 155V156H21V160H22V157H24V158H23L24 160H25V158H26L25 161H29L30 159H29L28 157L32 156V155H29ZM70 154L68 155L69 159L72 158V157H70V156H73L74 153H73L72 155H70ZM26 156H27V157H26ZM64 156H65V154H64ZM34 157L37 158L38 156H32V157H30V158L33 159V160H35ZM65 157H67V155H66ZM74 157H75V156H74ZM27 158H28V159H27ZM38 159H39V158H38ZM24 160H23V161H24ZM67 160H68V159H67ZM31 161H32V160H30V162H31ZM36 161H37V160H36ZM36 161H35V162H36ZM32 162H33V161H32ZM1 164H2V163H1ZM20 164H21V163H20ZM23 164H24V163H23ZM3 165H4V164H3ZM1 166H2V165H1ZM6 167H9V166H5V169L7 170V171H6V170H5V171L8 172L9 170H8V168H6ZM2 168H3V167H2ZM9 168H10V167H9ZM1 171H2V169H1ZM10 171H11V170H10ZM2 172H4V170H3ZM2 172H0V174H1ZM5 174H6V173H5ZM4 176H5V175H4ZM5 177H7V176H5ZM5 177H4V178H5ZM50 177H51V176H50ZM4 178L1 177V180L4 179ZM7 179H8V178H7ZM5 181H6V180H3V182H5ZM176 215H177V213H176ZM176 215H175V216H176ZM179 215H180V214H179ZM179 217H180V216L177 215L175 218H177V219L179 220ZM123 235H124V233H123ZM125 235H126V233H125ZM127 236H128V235H127ZM129 236H130V235H129ZM121 237L125 238L124 236H121ZM123 238L120 239V240H124V241H122V242L124 243V242H125V239L127 240L128 238H125V239H123ZM118 240H119V239H118ZM120 240H119V241H120ZM130 240H131V239H129V240H127V241H129L130 243L133 242L132 240H131V241H130ZM127 241H126V242H127ZM117 242H118V241H117ZM117 242H116V244H117ZM130 243H127V244L129 245ZM124 244H125L126 246H128L126 243H124ZM124 244L120 243V245H123V246H124ZM117 245H118V244H117ZM130 245H132V244H130ZM130 245H129V246H130ZM134 245H135V244H134ZM132 247H133V245H132ZM132 247H128V248L130 249V248H132ZM126 248H127V247H126ZM143 251H145V250H143ZM145 252H147V250H146ZM145 252H144V253H145ZM148 253H149V256H147V258H149V257H151V256L154 257V255L151 254V251H150V250H148V252L145 253V255L148 254ZM152 253L154 254V252H152ZM150 254H151V256H150ZM156 254H159V253H155V255H156ZM157 256H158V255H157ZM141 257H145V258H146V256H144V255L141 256ZM138 258H140V257H138ZM151 258H152V257H151ZM233 259H234V258H233ZM233 259L231 258V261H230V262L235 261V259H234V260H233ZM135 260H137V258H136ZM232 260H233V261H232ZM70 262H73V264H76V261H75V260H71ZM134 262H135V261H134ZM139 262H140V261H139ZM142 262H143V261H142ZM142 262H141V263H142ZM230 262H229V263H230ZM135 263H137V262H135ZM141 263H140V264H141ZM69 264H72V263H69Z\"/></svg>",
	"mask_w": 264,
	"mask_h": 264
}]
</instances>
